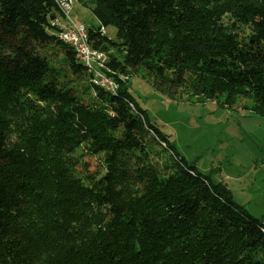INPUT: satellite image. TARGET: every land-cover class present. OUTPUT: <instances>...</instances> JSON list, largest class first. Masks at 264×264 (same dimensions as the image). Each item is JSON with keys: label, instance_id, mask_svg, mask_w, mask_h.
Segmentation results:
<instances>
[{"label": "trees", "instance_id": "1", "mask_svg": "<svg viewBox=\"0 0 264 264\" xmlns=\"http://www.w3.org/2000/svg\"><path fill=\"white\" fill-rule=\"evenodd\" d=\"M77 2L94 31L114 29L94 48L123 47L172 94L264 102V0ZM57 16L53 0H0V264H264V225L181 157L127 82L107 72L114 95L90 83ZM5 19L26 28L22 45ZM35 28L57 66L23 46ZM87 155L102 159L98 178Z\"/></svg>", "mask_w": 264, "mask_h": 264}, {"label": "rangeland", "instance_id": "2", "mask_svg": "<svg viewBox=\"0 0 264 264\" xmlns=\"http://www.w3.org/2000/svg\"><path fill=\"white\" fill-rule=\"evenodd\" d=\"M72 19L89 29L97 27L92 12L77 0ZM8 21H2L7 25L6 36L22 45V32H27L26 28L14 19ZM44 30L52 35L48 28ZM29 32L23 45L26 50L37 52L57 66L61 56L57 53L56 57L50 58L54 49L46 38H42L40 29ZM89 33L91 45H102L101 35L94 29ZM104 33L112 39L114 29L104 28ZM105 51L104 63L109 73L127 82L135 102L147 111L150 122L167 137L170 145L201 175H209L214 183H224L233 200L264 225V102H257L250 92L237 93L232 101H227L225 94L219 91L210 96L198 95L193 87L182 84L181 89L172 94L153 76L143 73L136 63L131 65L128 60L131 54L123 47L108 46ZM146 137L149 142V136ZM160 148L158 144L156 149ZM83 160L87 163L88 173L97 178L105 173L98 155H87ZM105 206L115 215L126 209L114 204L109 195Z\"/></svg>", "mask_w": 264, "mask_h": 264}, {"label": "built area", "instance_id": "3", "mask_svg": "<svg viewBox=\"0 0 264 264\" xmlns=\"http://www.w3.org/2000/svg\"><path fill=\"white\" fill-rule=\"evenodd\" d=\"M53 1L58 8L60 17L49 20V24L56 39L74 51L77 60L85 68L90 78L89 81L94 87L114 95L116 85L111 75L107 74L109 71L104 63V53L94 48L90 43L89 30L91 29L72 19L76 0ZM96 33L104 36V28L101 27ZM93 95H95L94 91Z\"/></svg>", "mask_w": 264, "mask_h": 264}, {"label": "crops", "instance_id": "4", "mask_svg": "<svg viewBox=\"0 0 264 264\" xmlns=\"http://www.w3.org/2000/svg\"><path fill=\"white\" fill-rule=\"evenodd\" d=\"M87 28H89V27H87Z\"/></svg>", "mask_w": 264, "mask_h": 264}]
</instances>
